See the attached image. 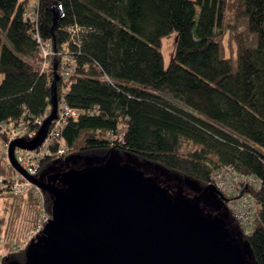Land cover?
<instances>
[{"label":"trees","instance_id":"16d2710c","mask_svg":"<svg viewBox=\"0 0 264 264\" xmlns=\"http://www.w3.org/2000/svg\"><path fill=\"white\" fill-rule=\"evenodd\" d=\"M29 2L0 0V131L9 120L45 113L53 61L59 97L60 60L67 55L75 73L65 99L90 111L63 130L71 155L101 158L116 151L124 160L158 166L202 187L214 184V172L224 166L255 176L257 186L241 185L256 204L253 229L242 235L255 262L264 264V0H37L36 18L25 15ZM52 3L63 10L54 33ZM173 31L165 67L162 38ZM34 33L56 52L45 71L37 66L42 52ZM226 44L235 56H224ZM119 121L123 141H110L104 134ZM46 160L40 173L49 166L67 168L62 160ZM0 174H8L2 158ZM37 213L32 195L0 194L6 246L24 239ZM231 221L240 230L233 216ZM13 260L24 264L25 250L5 254L1 264Z\"/></svg>","mask_w":264,"mask_h":264},{"label":"water","instance_id":"95a60500","mask_svg":"<svg viewBox=\"0 0 264 264\" xmlns=\"http://www.w3.org/2000/svg\"><path fill=\"white\" fill-rule=\"evenodd\" d=\"M52 11L54 33L63 10L52 3ZM57 62L50 114L32 140L9 146L11 164L26 177L14 149L38 148L57 116ZM64 162V170L49 166L30 177L48 195L51 219L26 246L24 264H257L248 240L230 227L225 198L214 184L202 187L116 151L101 158L69 155Z\"/></svg>","mask_w":264,"mask_h":264},{"label":"built area","instance_id":"2783aa9c","mask_svg":"<svg viewBox=\"0 0 264 264\" xmlns=\"http://www.w3.org/2000/svg\"><path fill=\"white\" fill-rule=\"evenodd\" d=\"M38 8L31 4L28 6L25 15H33L37 12ZM75 31H82L83 29L78 26H74ZM34 38L41 41L44 46H41L44 50L41 53V61L37 64L41 71H45L51 62L50 47H48L42 40L41 36L34 33ZM79 46V44H78ZM66 57L60 60L62 64V79L63 84L60 88V95L57 103V116L52 120L47 136L42 144L34 149L28 150L20 147L14 149V157L18 165L27 173L26 177L23 173L17 170L10 162L9 158V146L13 140L23 139L32 140L42 125L44 119L50 114L51 107L49 106L45 113L36 119L28 117L24 120L21 117L18 120H9L2 123L3 138H0V158L6 160L8 168V174H0V194L3 192H10L15 196H27L32 195L37 202V220L33 223L31 228L26 232L24 239L19 243L10 242V245H5V238L0 232V246L5 245L4 253H16L21 250H25L28 243L36 237L51 219V215L47 210V199L45 192L35 184L31 178H37L40 175V169L43 161L46 158L59 159L66 158L71 154L63 137V130L70 120H76L81 115L89 114L88 109H81L71 106L65 99V94L70 87V79L74 75V62ZM66 91V93H64ZM26 114L24 113L23 116ZM98 135H101V131H97ZM123 124L118 122L116 130L106 131L105 137L110 141H123ZM31 177V178H30ZM214 185L221 192L225 194L228 200V208L231 215L238 221L239 226L243 230L245 235H248L254 226L256 218V204L255 200L250 194H245L241 191V185L257 186L259 180L252 175L239 174L231 166H224L214 172ZM1 248V247H0ZM1 264V262H0Z\"/></svg>","mask_w":264,"mask_h":264},{"label":"rangeland","instance_id":"374dc122","mask_svg":"<svg viewBox=\"0 0 264 264\" xmlns=\"http://www.w3.org/2000/svg\"><path fill=\"white\" fill-rule=\"evenodd\" d=\"M35 0H30V2L29 3H33ZM175 41H176V31H173V32H171L169 35H166V36H164L163 38H162V45H161V51H162V53H163V58H164V66L165 67H168V65H169V63H170V60H171V58H172V54H173V50H174V45H175ZM223 54H224V56H226V57H229V56H235L236 55V51H235V48L234 47H232L231 45H228V44H226L225 46H224V51H223ZM55 58V57H54ZM2 78V74L0 73V79ZM160 94L162 95V96H164L165 98H167V99H171L172 100V98H171V96L169 95V94H167V93H165V92H160ZM174 101L175 102H177V104L178 105H180V106H182V107H184V105L180 102V101H176L175 99H174ZM72 149H71V154H72ZM70 154V155H71ZM65 159V158H64ZM64 159L63 158H59V159H56V160H58V161H60V160H62V161H64ZM225 204H226V206H227V208H228V200H227V197H225ZM46 207H47V204H46ZM48 210V209H47ZM228 210H229V208H228ZM229 213H230V211H229ZM240 227V226H239ZM241 233H243L244 234V232H243V230L241 229V227H240V230H239ZM1 248H0V262H2V257L5 255V254H1V253H4L5 251H3L5 248H6V246L5 245H1L0 246ZM3 248V249H2Z\"/></svg>","mask_w":264,"mask_h":264},{"label":"bare ground","instance_id":"6f19581e","mask_svg":"<svg viewBox=\"0 0 264 264\" xmlns=\"http://www.w3.org/2000/svg\"><path fill=\"white\" fill-rule=\"evenodd\" d=\"M36 3H37V0H35L33 3H29V5H31V4H33V5H35L36 6ZM26 16H30L31 18L32 17H34V18H36V13H34L32 16L31 15H29L28 13L26 14ZM48 47H50V56H52V57H56V52L54 51V49L50 46V44H49V41H47V42H45V41H43ZM39 44H40V50H41V52H43L44 50L42 49V47L41 46H44L43 45V43L41 42V41H39ZM52 57H51V59H52ZM67 57V55H65V56H63V57H61V60L63 59V58H66ZM70 59L68 58V61H69ZM72 61V60H71ZM54 62V61H53ZM57 66H58V63H57ZM74 66V65H73ZM60 73L62 74V72H63V70H62V64H61V67H60ZM58 74V73H57ZM58 79H59V75H58ZM58 81V80H57ZM1 131H2V125H1ZM46 160V159H45ZM45 160L43 161V162H45ZM47 161V160H46ZM46 164H48V162L46 163ZM50 164V163H49ZM255 177V176H254ZM249 186V185H248ZM247 187V186H246ZM248 193V192H247ZM47 209H48V207H47ZM232 216V215H231ZM236 223H238V222H236Z\"/></svg>","mask_w":264,"mask_h":264},{"label":"flooded vegetation","instance_id":"af4514ba","mask_svg":"<svg viewBox=\"0 0 264 264\" xmlns=\"http://www.w3.org/2000/svg\"><path fill=\"white\" fill-rule=\"evenodd\" d=\"M168 186H169V188H170L171 191H174L176 189V186L173 185V184H169ZM240 234H241L242 239H244L241 232H240Z\"/></svg>","mask_w":264,"mask_h":264},{"label":"crops","instance_id":"0c3cea01","mask_svg":"<svg viewBox=\"0 0 264 264\" xmlns=\"http://www.w3.org/2000/svg\"><path fill=\"white\" fill-rule=\"evenodd\" d=\"M3 249V248H2Z\"/></svg>","mask_w":264,"mask_h":264}]
</instances>
